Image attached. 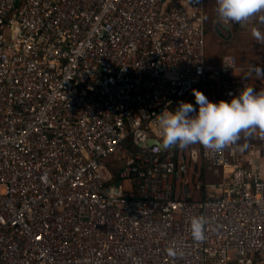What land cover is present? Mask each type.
Segmentation results:
<instances>
[{"label":"built area","instance_id":"2783aa9c","mask_svg":"<svg viewBox=\"0 0 264 264\" xmlns=\"http://www.w3.org/2000/svg\"><path fill=\"white\" fill-rule=\"evenodd\" d=\"M205 10L0 0V264H264V176L235 144L202 147L222 188L177 197L178 153L160 144L158 114L193 89L230 102L249 86L229 73L264 80L262 63H208Z\"/></svg>","mask_w":264,"mask_h":264},{"label":"clouds","instance_id":"9594fccd","mask_svg":"<svg viewBox=\"0 0 264 264\" xmlns=\"http://www.w3.org/2000/svg\"><path fill=\"white\" fill-rule=\"evenodd\" d=\"M216 5L220 21L239 23L241 26L264 13V0H216ZM251 35L264 44V33L259 28L253 27ZM192 91L198 111L192 103L181 101L174 111L165 110L158 114L163 150L172 147L187 149L199 144L205 149L220 151L236 143L241 133L249 135L257 129L264 131V90L244 87L230 102L220 100L218 103L211 102L200 90ZM206 223L203 216L192 220L194 240L205 238L203 228Z\"/></svg>","mask_w":264,"mask_h":264},{"label":"crops","instance_id":"0c3cea01","mask_svg":"<svg viewBox=\"0 0 264 264\" xmlns=\"http://www.w3.org/2000/svg\"><path fill=\"white\" fill-rule=\"evenodd\" d=\"M209 7V5H208ZM216 3L211 12H216ZM212 8V7H211ZM209 11V8H208ZM215 16V15H214ZM210 17V16H209ZM213 17V16H212ZM262 17H264V13H260L257 16L250 19L245 26H241L239 23H229V22H222L227 28L229 29L230 33L223 32L224 36L227 38H222L219 35H216L221 40H232L234 39L236 43L233 46V51L235 53H228L226 56H233L236 59V63L239 68L247 67L252 64L262 63L264 64V44L259 43L252 35L251 29L253 27L259 28L262 33H264V22H262ZM213 23V29L215 30L216 22L220 21L218 19L210 18ZM216 31V30H215ZM222 31H225L222 29ZM227 32V31H226ZM217 33V32H216ZM223 56H207V61L209 64L213 66H221L224 62ZM227 78L241 80L242 82L246 83L249 87L255 88L257 91L264 90V80L259 78L254 73L236 70L228 74ZM215 86L214 88H209V92L216 95L215 103L217 98H219L218 89ZM192 97V96H191ZM264 139V131H260L257 129L255 132H252L249 135H245L241 133L240 139L234 143L244 154L245 161L242 164V167L253 171L257 176L262 178L264 176V147H262L260 141ZM231 172V169L227 168L226 172L223 173L224 175H228ZM215 183H209L201 190L202 192H213L216 190H220L222 177H216ZM205 193H202V195ZM201 195V196H202Z\"/></svg>","mask_w":264,"mask_h":264},{"label":"rangeland","instance_id":"374dc122","mask_svg":"<svg viewBox=\"0 0 264 264\" xmlns=\"http://www.w3.org/2000/svg\"><path fill=\"white\" fill-rule=\"evenodd\" d=\"M216 0H206V10H205V19H206V55L209 57L218 55L225 57L228 53H235L233 51V46L236 43L235 35L234 39L226 41L221 40L216 35V31L213 29V23L210 18L218 19L216 12H211V9L215 6ZM209 5V7H208ZM212 7V8H211ZM209 8V11H208ZM215 15V16H214ZM210 16V17H209ZM213 16V17H212ZM209 88H201L206 97L215 103L216 95L209 92ZM184 102L192 103L193 106L198 111V105L196 104L195 97H188L185 99ZM203 146L197 144L193 145L187 149H180L176 147V151L178 153L179 158V170H178V177L176 179V191L175 194L177 197L185 198L186 190L185 186L190 191V194L193 199H200L202 192L198 190L196 187H200L204 190L205 186L209 183L216 182V176L212 174V170L210 166L202 159L199 151ZM110 163L112 161L110 160ZM120 162H118V168L120 166ZM207 182V184H206Z\"/></svg>","mask_w":264,"mask_h":264},{"label":"water","instance_id":"95a60500","mask_svg":"<svg viewBox=\"0 0 264 264\" xmlns=\"http://www.w3.org/2000/svg\"><path fill=\"white\" fill-rule=\"evenodd\" d=\"M215 25H216V26H215V30H216L217 34H218L219 36H221L222 38L227 39V38L224 36V34H223V32H225V33H230V32H229V29L227 28V26H225L221 21L216 22ZM222 29H224L225 31H222ZM226 31H227V32H226ZM150 144H152V143H150Z\"/></svg>","mask_w":264,"mask_h":264},{"label":"trees","instance_id":"16d2710c","mask_svg":"<svg viewBox=\"0 0 264 264\" xmlns=\"http://www.w3.org/2000/svg\"><path fill=\"white\" fill-rule=\"evenodd\" d=\"M218 96H219V95H218ZM193 97H195L194 94H193ZM217 99H218V98H217ZM178 160H179V159H178ZM202 196L205 197V194H203Z\"/></svg>","mask_w":264,"mask_h":264}]
</instances>
